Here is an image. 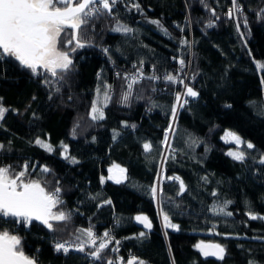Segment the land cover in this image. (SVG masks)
<instances>
[{
	"label": "trees",
	"instance_id": "1",
	"mask_svg": "<svg viewBox=\"0 0 264 264\" xmlns=\"http://www.w3.org/2000/svg\"><path fill=\"white\" fill-rule=\"evenodd\" d=\"M237 3L243 11L230 17L232 0H118L113 16L133 31H112L117 19L107 15L95 20L86 28L89 46L72 53V71L60 84L42 69L36 75L14 58L0 57V102L8 109L0 120V166L19 172L27 163L32 179L61 187L64 203L53 211L72 212L66 225L52 222L55 232L0 218V229L21 237L25 255L38 264H120L131 256L146 264H264V219L248 215L264 216V69L257 67L264 63V0ZM66 38L62 34L61 47ZM138 71L145 79L125 104L123 76ZM169 74L183 83L167 81ZM105 84L112 85V99L105 119L93 121L85 108ZM185 84L199 95L181 107L167 153L165 133ZM228 130L254 147L225 143ZM146 142L151 152L143 149ZM238 149L245 152L243 161L227 155ZM113 164L127 170L121 183L108 179ZM44 166L51 172L42 173ZM152 187H159L158 196ZM225 201L232 202L226 209L231 216L212 211ZM161 209L178 231L164 227ZM137 215H146L152 228L141 229ZM89 226L114 240L100 260L87 254L90 247L55 250L57 241L74 240L78 229ZM200 241L221 244L224 258L204 257L195 247ZM116 245L119 256L112 251Z\"/></svg>",
	"mask_w": 264,
	"mask_h": 264
},
{
	"label": "snow or ice",
	"instance_id": "2",
	"mask_svg": "<svg viewBox=\"0 0 264 264\" xmlns=\"http://www.w3.org/2000/svg\"><path fill=\"white\" fill-rule=\"evenodd\" d=\"M118 0H0V57H12L22 66L31 70L33 74L39 75L40 70L49 73L51 77L56 78L55 83L60 84L65 82L66 76L72 71L73 59L72 53L77 49L89 46L86 39V28L89 25L94 26V21L104 17L105 15L117 19L116 26L111 30L120 33H130L132 28L126 24L120 23L118 18L113 16V8ZM233 9L228 15L231 17L233 12H242L243 9L238 5L237 0H232ZM137 10L140 9L139 4H133ZM213 15H215V10ZM159 25L158 20L151 21ZM212 26L211 23L208 25ZM84 29V31H82ZM165 31H167L165 29ZM69 32L71 35L69 36ZM64 34L66 39L61 47V36ZM187 45L188 41H182ZM109 50L104 49L107 53ZM181 70L185 64L183 59L179 60ZM135 67V66H134ZM257 67L264 69V63L257 62ZM119 76L120 74L117 73ZM123 79L126 82L127 91L122 93V102L127 104L132 96L134 85L145 79L143 72L138 71L135 74H125ZM149 80L159 79V77H147ZM165 79L172 83H183L178 76L166 75ZM48 84L49 80L45 79ZM184 97H197L199 93L187 84L184 85ZM59 92L60 88L57 87ZM112 85L105 84L104 90L101 92L98 87L96 97L91 104L90 116L93 121L105 119L104 108L112 99ZM71 99V96H69ZM176 106L172 108V119L176 120L177 107H183L188 103L186 98L182 99V95L177 93ZM8 111L0 102V120H3L5 113ZM127 126V125H126ZM134 128L135 125H132ZM173 132V126L170 124L165 133L163 143L167 146L169 141L168 133ZM75 135V130H73ZM222 139L225 143H234L235 145L246 144L248 149H252L254 145L250 142L242 140L236 132L225 131ZM35 144L48 152L54 151L50 143H46L42 139H36ZM4 145L0 144V150H3ZM61 148L67 156L68 147L61 143ZM145 152H151L153 146L150 142L143 144ZM228 156L237 161L245 159V152L242 150L228 151ZM72 163H78L75 157H71ZM264 163V159L261 160ZM22 170L16 172L11 165L0 166V218H13L16 221H23L31 224L33 220L40 221L48 229L55 232L56 226L52 223L63 222L65 225L71 221L72 212L58 210L53 211L58 205L63 204L61 199L62 189L57 183L54 187H49V183L42 179H32L29 176V165L23 164ZM42 173H49L51 170L44 166L40 169ZM110 175L108 179L114 180L116 183H121L126 177V169L119 164H113L108 169ZM103 177L101 178L103 182ZM172 179L179 180V177ZM180 191H185V185L180 180ZM151 193L155 197L157 188L152 187ZM215 195V193H213ZM111 203V201H106ZM231 201H225L223 206L214 205L212 211L216 214H224L231 216L233 213L226 211ZM162 212L163 225L166 229L179 230V225L173 223L166 212ZM251 219H264V216H258L251 211L248 212ZM135 220L142 224L146 229H151L152 224L146 215H137ZM7 222V221H6ZM78 235L74 240L57 241L55 250L65 253L74 249L79 252H85L86 248H91L92 251L87 254L95 260L102 258V253L108 248L111 243L109 232H104L102 236H97L93 231V227L87 229H78ZM141 237L144 232L139 234ZM100 243L97 244V240ZM119 244V241H116ZM195 247L203 254L204 257L224 258L225 248L219 244H209L200 241ZM117 249H112L116 251ZM0 264H38L36 258H31L25 255L21 237L10 234L7 228L0 229ZM107 264H114V261H107ZM120 264H146L145 261L139 260L135 256H131L126 262L120 258Z\"/></svg>",
	"mask_w": 264,
	"mask_h": 264
},
{
	"label": "rangeland",
	"instance_id": "3",
	"mask_svg": "<svg viewBox=\"0 0 264 264\" xmlns=\"http://www.w3.org/2000/svg\"><path fill=\"white\" fill-rule=\"evenodd\" d=\"M185 91L186 90H184V92L183 93H181V95H182V99L183 98H187V97H184L183 96V94L185 93ZM90 106L88 105V106H86V108H85V111L87 112V113H89L90 114ZM180 109H181V107H177V112L178 111H180ZM176 116H177V113H176ZM172 126H173V132H171V133H168V135H169V141H168V145L166 146L165 144H164V146H165V150H166V152L168 153L169 152V150H170V145H171V138L173 137V134H174V129H175V126H176V120L175 121H173L172 122ZM237 146H240V145H237ZM161 173H163V168H162V170H161Z\"/></svg>",
	"mask_w": 264,
	"mask_h": 264
},
{
	"label": "water",
	"instance_id": "4",
	"mask_svg": "<svg viewBox=\"0 0 264 264\" xmlns=\"http://www.w3.org/2000/svg\"><path fill=\"white\" fill-rule=\"evenodd\" d=\"M32 222H36L38 223L39 225L41 226H45L43 223H41L40 221H37V220H33ZM137 225L141 228V229H144V230H149V229H146L142 224H140L139 222H137ZM209 244H214V243H209ZM201 253V252H200ZM202 254V253H201ZM203 255V254H202ZM206 258H211V259H219L217 257H206Z\"/></svg>",
	"mask_w": 264,
	"mask_h": 264
},
{
	"label": "built area",
	"instance_id": "5",
	"mask_svg": "<svg viewBox=\"0 0 264 264\" xmlns=\"http://www.w3.org/2000/svg\"><path fill=\"white\" fill-rule=\"evenodd\" d=\"M179 113H180V111L177 112L176 120H177V117H178ZM171 139H172V138H171ZM156 195H157V196L159 195V187L157 188V194H156ZM31 223H32V222H31ZM111 241H114L113 238H112ZM114 249H117L116 251H114V254L117 255V256H119V255H120V248L118 247V245H116V246L114 247Z\"/></svg>",
	"mask_w": 264,
	"mask_h": 264
}]
</instances>
